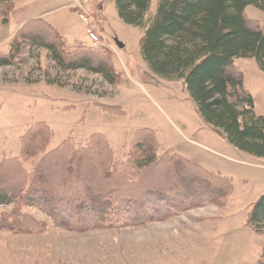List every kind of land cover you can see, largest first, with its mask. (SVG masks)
Wrapping results in <instances>:
<instances>
[{
	"label": "rangeland",
	"instance_id": "1",
	"mask_svg": "<svg viewBox=\"0 0 264 264\" xmlns=\"http://www.w3.org/2000/svg\"><path fill=\"white\" fill-rule=\"evenodd\" d=\"M41 1L25 0L10 14V3L0 0V164L8 162V171L13 172L11 162L19 161L29 174L40 159H48L44 167H54L48 176L54 181L59 171L66 178L64 166L73 163L71 157L81 156L86 177L102 182L97 184L100 192L106 190L104 201L110 208L105 225L91 229L88 222L84 224L88 230L70 232L35 207H21L20 213L43 225V231H0V264H264V233L248 226L252 205L264 195V159L235 149L206 125L181 81L151 73L140 56L143 33L119 19L115 0H78L74 9L57 10L47 18H63L68 25L61 38L56 36L63 57L87 54L95 65L106 64L116 77L115 85L83 70L60 69L46 50L30 47L25 40L29 35L20 32L31 11L36 17L37 11L57 9ZM159 1L151 0L148 20ZM80 13L89 17L100 39L96 49H90ZM245 14L264 29V13L247 7ZM81 49L87 53L77 54ZM2 60L9 65H1ZM234 67L243 74L254 114L264 118V74L254 59H236ZM34 126V136L40 132L46 143L36 140L39 159L23 162L20 139ZM147 132L157 141L156 159L136 171L133 162L140 150L131 142L143 140ZM92 156L93 162L87 163ZM171 156L228 179L232 193L219 206L169 215L166 220L124 223L126 207L122 202L114 205L111 188L145 185L162 166L175 164ZM100 158L104 161L98 174ZM63 193L65 198L74 194ZM132 207L136 204L128 208L130 212ZM13 208L0 207V213L9 214Z\"/></svg>",
	"mask_w": 264,
	"mask_h": 264
},
{
	"label": "trees",
	"instance_id": "2",
	"mask_svg": "<svg viewBox=\"0 0 264 264\" xmlns=\"http://www.w3.org/2000/svg\"><path fill=\"white\" fill-rule=\"evenodd\" d=\"M150 2L115 0L119 19L143 33L139 40L143 62L156 77L181 81L196 113L216 134L235 149L264 159V118L254 114V102L244 89L243 74L234 67L236 59H254L264 74V29L245 14L247 7L264 13V0H160L153 17L148 20L145 16ZM20 32L29 35L25 40L30 47L46 50L60 69L83 70L100 75L110 85H115L116 77L106 64L95 65V60L87 54L63 57L56 36L61 37L44 21L29 20ZM78 53L87 52L81 49ZM1 62V65H9L7 60ZM34 130L36 132V126L20 139L23 162L27 158L39 159L36 140L46 143L40 132L34 136ZM131 144L138 145L140 150L133 162L136 171L154 164L157 141L152 133L147 132L143 140ZM32 152L36 154L32 155ZM71 160L73 163L64 166L66 178L62 179L59 171L58 180L54 181L48 180L54 167H44L48 159H40L29 174L22 170L19 161L11 162L13 172L8 171V162L1 163L0 207L14 205V208L9 214L0 213V231L42 233L43 225L20 213L21 207L28 206L40 210L57 227L70 232L88 230L84 229L89 226L84 225L88 222L92 223L91 229L105 225L110 207L104 201L106 190L100 192L97 184L102 182H93L92 178L86 177L83 157H71ZM102 161V158L97 161L102 165L98 174L103 169ZM88 162H93V156ZM171 162L175 164L162 166L145 185L111 188L117 200L114 205L122 202L126 207L124 213L128 219L124 223L166 220L164 217L169 215L207 205L219 206L232 193L228 179L209 174L187 160L171 156ZM183 164L187 172L183 171ZM117 178L108 181L115 182ZM66 191L74 194L65 198L63 192ZM133 203L136 207L130 212L128 208ZM248 226L255 233H264V195L252 205Z\"/></svg>",
	"mask_w": 264,
	"mask_h": 264
},
{
	"label": "crops",
	"instance_id": "3",
	"mask_svg": "<svg viewBox=\"0 0 264 264\" xmlns=\"http://www.w3.org/2000/svg\"><path fill=\"white\" fill-rule=\"evenodd\" d=\"M23 1L25 0H6V4L9 2L10 3V14L12 13L13 9L15 8V6H17L20 3H23ZM78 0H42V2H46L51 4L52 6H54V8H57L53 11H47V12H39L37 11L36 17H33V14L36 12L35 10L31 11L29 13V19L25 20L24 22H27L29 20H42L45 23H47L52 29H54L56 31V33H58V35L60 36V34H62L63 28L64 26L66 27V30H68V25L65 23L64 19L61 18H51L49 19V21L47 20V18L51 17L48 16L50 13L52 12H56L57 10H66V9H70L72 8V4L76 3ZM33 8H35V6H33ZM74 9V8H72ZM46 18V20H44ZM78 18V17H77ZM52 22H55L52 23ZM61 37V36H60Z\"/></svg>",
	"mask_w": 264,
	"mask_h": 264
},
{
	"label": "built area",
	"instance_id": "4",
	"mask_svg": "<svg viewBox=\"0 0 264 264\" xmlns=\"http://www.w3.org/2000/svg\"><path fill=\"white\" fill-rule=\"evenodd\" d=\"M86 3H88L90 0H84ZM79 10H81V6H78ZM79 19L83 22V24L85 25V34L87 36V39L91 42V46L93 48H97L101 42L99 37L96 35L95 30H94V26L92 25V23L90 22V19L88 16H86L85 14L80 13L79 14Z\"/></svg>",
	"mask_w": 264,
	"mask_h": 264
},
{
	"label": "water",
	"instance_id": "5",
	"mask_svg": "<svg viewBox=\"0 0 264 264\" xmlns=\"http://www.w3.org/2000/svg\"><path fill=\"white\" fill-rule=\"evenodd\" d=\"M119 49H122V47H121V46H119Z\"/></svg>",
	"mask_w": 264,
	"mask_h": 264
}]
</instances>
